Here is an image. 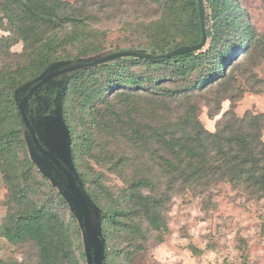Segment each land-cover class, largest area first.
<instances>
[{"label":"trees","instance_id":"trees-1","mask_svg":"<svg viewBox=\"0 0 264 264\" xmlns=\"http://www.w3.org/2000/svg\"><path fill=\"white\" fill-rule=\"evenodd\" d=\"M203 3V47L78 68L26 102L43 146L60 121L67 153L57 150V140L52 146L100 223L103 264H136L151 233L168 229L166 212L177 193L208 196L227 181L264 196V114L239 116L231 107L214 131L199 117L202 99L208 107L214 97L217 105L235 101L227 90L230 67L264 38H257L239 0ZM0 30L7 32L0 35V169L10 199L0 233L13 244H34L39 264H90L83 225L52 174L66 178L35 147L20 102L36 82L71 64L122 50L162 55L201 43L199 0H0ZM111 33L123 41L110 44ZM18 43L21 52H12ZM36 153L48 162H38ZM85 159L117 173L125 187L117 193L103 176L83 171Z\"/></svg>","mask_w":264,"mask_h":264},{"label":"rangeland","instance_id":"rangeland-1","mask_svg":"<svg viewBox=\"0 0 264 264\" xmlns=\"http://www.w3.org/2000/svg\"><path fill=\"white\" fill-rule=\"evenodd\" d=\"M239 1L257 38L259 35L264 38V0ZM2 34L7 32L0 30V35ZM118 34L108 35V42L112 44L123 41L124 38ZM22 48V43H18L11 50L21 52ZM229 73L232 80L228 83L227 90L230 94H236L235 101L225 99L217 105L214 97L211 107H208L205 100H201L199 117L211 131L216 129L217 121L231 107H234L239 116L246 112L264 114V40L258 41L255 48L241 55L233 67H230ZM234 88L242 94L238 95L237 91H233ZM210 109L217 114L211 116ZM52 126H55L54 134L50 138L44 135V146L56 155L57 151L52 143L57 140V150L67 153L60 121L56 120ZM262 134L264 138V128ZM20 156L22 157V153ZM36 159L40 163L48 162L39 153H36ZM82 170L91 173L93 177H98V174L103 176L104 182L117 193L125 187L117 173L101 167L92 159H85ZM52 176L64 185V192L76 206L75 198L70 197L66 180L56 172ZM9 202L8 186L0 169V225L8 213ZM64 211L68 216L69 209ZM263 215L264 196H250L227 181L220 182L208 196L195 195L190 191L177 193L166 212L168 229L157 234L151 233L147 249L139 252L136 264H264ZM92 216L94 223H98L93 210ZM79 240L83 246L79 249L78 244H75V255L80 259L85 246L83 236H79ZM87 240L89 251L93 254V245L88 237ZM0 259L20 264H39L38 250L34 244H13L1 233ZM80 264H83L81 259Z\"/></svg>","mask_w":264,"mask_h":264},{"label":"water","instance_id":"water-1","mask_svg":"<svg viewBox=\"0 0 264 264\" xmlns=\"http://www.w3.org/2000/svg\"><path fill=\"white\" fill-rule=\"evenodd\" d=\"M199 6H200V15H201V23H202V29H203V39L201 43L197 45H191V46H181L174 50L169 51L166 54L162 55H151V54H145L142 52L137 51H131V50H122L118 52H113L107 55H104L100 58L90 60V61H83L78 62L75 64H71L69 66L60 68L58 70H55L45 77H43L41 80L36 82L31 88L28 90V92L25 94V96L22 98L20 102V110L23 117V120L30 132V135L32 137V140L35 144V147L37 150L43 154L47 159H49L65 176L67 187L69 190L70 197H73L76 199V206H74V210L76 215L78 216L79 220L81 221L83 228L85 230L86 236L88 237L89 241L93 245V254L89 252V260L90 264H103L104 256H105V242L101 236V230H100V223H94L93 216H92V210L90 208V203L86 195L81 191L80 187L76 183V180L74 178L73 173L69 170V168L62 162V160L55 155L54 153L48 151L41 143L40 138L33 126V124L30 122V120L27 117L26 111H25V105L27 100L32 96V94L37 91L40 87L45 85L47 82L52 80L53 78L62 75L64 73H67L69 71L78 69V68H84L89 67L92 65H96L98 63H102L111 59H115L121 56L125 55H132V56H140V57H146V58H162L167 57L175 54L180 53H186L190 51L197 50L201 47H203L207 40V33H206V26H205V8L203 0H199ZM93 256V259L91 257Z\"/></svg>","mask_w":264,"mask_h":264}]
</instances>
